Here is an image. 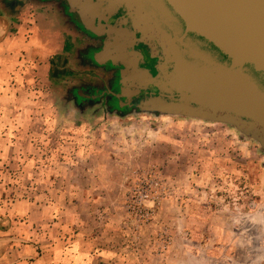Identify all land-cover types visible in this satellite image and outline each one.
I'll use <instances>...</instances> for the list:
<instances>
[{"label":"rangeland","instance_id":"1","mask_svg":"<svg viewBox=\"0 0 264 264\" xmlns=\"http://www.w3.org/2000/svg\"><path fill=\"white\" fill-rule=\"evenodd\" d=\"M53 90L28 95L26 115L14 117L21 133L6 136L16 147L0 146V201L34 205L28 217L2 216L0 264H264V152L254 141L199 120L67 114ZM142 191L152 216L136 229L126 206ZM56 198L60 227L50 210L42 231L38 206ZM76 234L92 258H56V238Z\"/></svg>","mask_w":264,"mask_h":264},{"label":"water","instance_id":"2","mask_svg":"<svg viewBox=\"0 0 264 264\" xmlns=\"http://www.w3.org/2000/svg\"><path fill=\"white\" fill-rule=\"evenodd\" d=\"M99 1L131 10L139 41L158 61L149 82L159 93L140 99V111L224 124L264 152V0H148L156 17L144 0ZM133 37L115 31L95 61L133 57L123 45Z\"/></svg>","mask_w":264,"mask_h":264},{"label":"flooded vegetation","instance_id":"3","mask_svg":"<svg viewBox=\"0 0 264 264\" xmlns=\"http://www.w3.org/2000/svg\"><path fill=\"white\" fill-rule=\"evenodd\" d=\"M108 5V1L99 0H0V15L13 17L16 9L31 6L34 9L30 15L53 18L55 26L65 34L69 52L64 58V75L55 93L65 113L149 115L138 109V101L159 93L149 82L157 74L158 61L152 59L148 47L139 41L140 33L134 27L131 10L122 5L111 11ZM142 5L146 8L148 0ZM146 10L153 13L152 8ZM115 31L134 34L123 45H126V54L137 55L135 63L131 56L116 60L118 53L111 54L101 65L95 61V56L103 51ZM210 48L215 50L211 45ZM114 61L121 65L114 66ZM123 79L127 80L123 83Z\"/></svg>","mask_w":264,"mask_h":264},{"label":"crops","instance_id":"4","mask_svg":"<svg viewBox=\"0 0 264 264\" xmlns=\"http://www.w3.org/2000/svg\"><path fill=\"white\" fill-rule=\"evenodd\" d=\"M37 8V7H36ZM31 6L22 9H16L17 12L13 17L0 15V146L1 147H16L18 140L9 139L12 133H21V129L17 128L15 116H23L25 113V103L28 100V95H40L41 89L46 85H51L56 93L58 85L64 75V66L66 65L64 58L69 52L66 47L65 34L59 31L55 26L53 18L45 19L39 14L30 15L32 12ZM31 11V12H30ZM66 74V73H65ZM39 89L38 91H30V87ZM52 91V92H53ZM21 102V103H17ZM29 109V108H28ZM11 117V120L7 117ZM10 121V122H9ZM2 123L5 126H1ZM4 136V137H2ZM16 142V143H15ZM9 143V144H8ZM1 180V177H0ZM0 188H3L0 184ZM0 191H4L1 190ZM56 195V194H55ZM57 196V195H56ZM1 202V201H0ZM0 205V224L5 216L9 222L11 217L21 214L28 217V213L32 211L34 205L26 201H9L1 202ZM3 206V207H2ZM2 208H5L3 210ZM41 230L47 229V212L53 210L54 216L50 214L52 220L49 226L52 230L60 227L59 216H63V211L60 210L61 203L59 199H55L48 206L39 204ZM59 214V216H58ZM3 216V217H2ZM44 220V221H43ZM74 225L77 222L72 223ZM0 225V228H3ZM44 228V229H43ZM58 229V228H57ZM56 229V230H57ZM73 239H67L65 242H60L56 238L55 249L60 245L64 254L55 253L56 258L69 261H77L92 258L91 252L78 249L79 239L77 234ZM68 249H70L68 251ZM95 251V250H94ZM98 259L106 258L105 252L108 249L104 247L97 250ZM47 254L40 253V257ZM50 257V256H49ZM96 257V258H97ZM119 259V257H118Z\"/></svg>","mask_w":264,"mask_h":264},{"label":"built area","instance_id":"5","mask_svg":"<svg viewBox=\"0 0 264 264\" xmlns=\"http://www.w3.org/2000/svg\"><path fill=\"white\" fill-rule=\"evenodd\" d=\"M148 198V194L145 192H137L135 197H132L126 206L127 215L133 219L134 227L137 229L138 224H145L150 221L151 213L146 210L144 205Z\"/></svg>","mask_w":264,"mask_h":264},{"label":"bare ground","instance_id":"6","mask_svg":"<svg viewBox=\"0 0 264 264\" xmlns=\"http://www.w3.org/2000/svg\"><path fill=\"white\" fill-rule=\"evenodd\" d=\"M143 7H144V6H143ZM150 15H151V16H153V15H154V16L156 17V14H154V13H152V14H150Z\"/></svg>","mask_w":264,"mask_h":264}]
</instances>
